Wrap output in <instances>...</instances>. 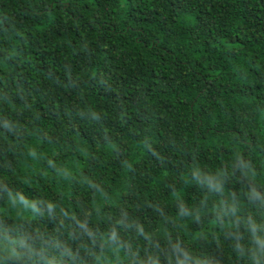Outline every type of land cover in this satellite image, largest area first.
<instances>
[{
	"label": "trees",
	"instance_id": "trees-1",
	"mask_svg": "<svg viewBox=\"0 0 264 264\" xmlns=\"http://www.w3.org/2000/svg\"><path fill=\"white\" fill-rule=\"evenodd\" d=\"M0 264H264V0H0Z\"/></svg>",
	"mask_w": 264,
	"mask_h": 264
}]
</instances>
